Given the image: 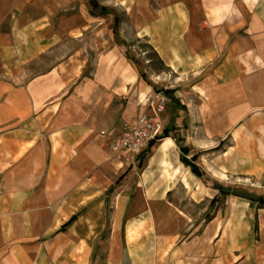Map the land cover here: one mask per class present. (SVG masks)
<instances>
[{
  "label": "crops",
  "instance_id": "crops-1",
  "mask_svg": "<svg viewBox=\"0 0 264 264\" xmlns=\"http://www.w3.org/2000/svg\"><path fill=\"white\" fill-rule=\"evenodd\" d=\"M77 1L0 0V264H264L257 251L240 255L236 243L226 251L219 240L200 248L195 261L162 258L159 244L145 243L146 233L161 236V213L146 206L129 210L125 240H114L123 227L122 213H114L106 227L104 205L109 190L125 177H118L119 170L130 165L113 161L111 138L125 122L151 112L162 91L150 95L152 86L146 89L128 63L116 76L83 81L75 74L71 81L65 78L70 60L42 69L54 45L80 33L76 14L58 18L70 27L49 26L56 12ZM131 1L121 5L135 15L137 35L150 41L175 77L168 88L174 89L168 95L173 106L161 113L163 130L171 134L153 147L136 187L143 193L144 184L164 176L162 198L183 172L190 171V184L197 182L181 161L177 139L183 137L174 135L181 126L177 99L191 121L193 115L204 118L215 104L228 129L242 110L264 108V0ZM186 85L188 92L181 91ZM167 140L171 144L162 149ZM73 215L77 219L61 230ZM106 230L111 239L103 241ZM211 254L215 257L208 260Z\"/></svg>",
  "mask_w": 264,
  "mask_h": 264
},
{
  "label": "rangeland",
  "instance_id": "rangeland-1",
  "mask_svg": "<svg viewBox=\"0 0 264 264\" xmlns=\"http://www.w3.org/2000/svg\"><path fill=\"white\" fill-rule=\"evenodd\" d=\"M97 1L101 6L110 4L111 7H107L110 13L100 14L99 10L92 11L87 7L89 5L85 0H78L74 7L55 13L52 23L49 24L53 31L58 30V26L67 28L72 24H58L60 16L69 18L76 14L80 33L75 38L70 37L63 41L61 48L54 45L50 53L43 57L42 69L52 68L62 59L70 60V69L64 73L65 78L71 81L75 74L77 80L83 81L88 78L103 79L104 75L107 78L116 76L121 64L128 63L146 89L152 86L153 92L150 95L171 87V82L174 83L175 80L174 74L168 69L160 71L156 50L148 39L137 35L138 25L131 22V18H135L136 8L133 11L134 16H130L121 5V1L126 0ZM132 1L133 5H136L135 0ZM94 15L97 17L91 18ZM116 16L120 18V22L117 32H114ZM79 29L76 31L79 32ZM73 52L78 54L73 56ZM31 68L34 72H40V67L35 64ZM142 72L144 78L141 77ZM189 86H183L181 91L188 92ZM158 93L166 98L164 110L170 109L173 106L171 97L165 91ZM137 97L135 95V98ZM193 100L196 102V99L192 98ZM241 100V108L244 109L248 105L244 98ZM197 106H200L199 102L196 103ZM175 108L178 110L177 117H181V126L174 135L184 138L182 145H188L191 154H198L196 162L205 172V176L200 178L193 173V179L197 182L190 184L186 179V174H191L190 171L183 172L181 179L174 185L171 184V190L161 198L167 189V186L165 188L162 184L164 176L161 181L155 180L151 185L144 184L143 193L136 190L144 169L138 166L141 156L132 165L121 168L118 177L122 174L125 177L116 187L119 194L114 191L107 197V207L106 202L104 205L109 211L107 226L110 222L112 224L114 213H122L120 219L123 221V227L114 240H125L124 228L129 210L132 207L146 206L161 213V236L146 233L145 243H150V248L159 244L157 255L162 258L169 256L176 259L177 256H187L195 261L201 256L198 255L200 248L204 245L211 246L219 240L226 251L236 243L239 245L240 255L257 251V259L264 260V208L247 198L235 195L224 198L216 188V185L220 184L226 188H237L264 196V108H257L250 113L248 109L242 110L240 119L236 120L230 129L221 126L215 104L209 106L208 114H205L204 118L196 120L193 115L192 121L189 111H184L181 106ZM169 144L171 140H167L162 149L166 150ZM149 155L143 158L144 166ZM166 165L168 164L165 163ZM166 172L168 173L167 167ZM167 173L166 179H171ZM143 195L148 199H144L145 204L141 200ZM149 195L158 198H150ZM108 239H111V233L106 230L102 234V240ZM103 249L101 248V252L105 256ZM214 257L215 254H211L207 259Z\"/></svg>",
  "mask_w": 264,
  "mask_h": 264
},
{
  "label": "built area",
  "instance_id": "built-area-1",
  "mask_svg": "<svg viewBox=\"0 0 264 264\" xmlns=\"http://www.w3.org/2000/svg\"><path fill=\"white\" fill-rule=\"evenodd\" d=\"M158 102L151 112H141L134 121L125 122L119 135L113 136L110 149L113 161L132 165L148 147L151 140L156 139L163 130L161 113L166 105V98L159 93ZM102 136L107 133L102 131Z\"/></svg>",
  "mask_w": 264,
  "mask_h": 264
},
{
  "label": "trees",
  "instance_id": "trees-1",
  "mask_svg": "<svg viewBox=\"0 0 264 264\" xmlns=\"http://www.w3.org/2000/svg\"><path fill=\"white\" fill-rule=\"evenodd\" d=\"M91 6H92V10H99L100 14H108L110 13V9H108L105 6H101L97 0H90ZM120 22V18L118 16H116L115 19V26L116 28H114V32H117V26L119 25ZM155 55L158 56V62L160 64V71H164L165 69H168L167 66L165 65L164 61L161 59V57L159 56V54L155 51ZM141 76L144 78V73H141ZM162 91H165L167 95H171L174 92V89H164ZM172 99L175 101V98L172 97ZM177 104L179 106H181L182 108H185L184 105H182L180 103V101L177 99L176 100ZM171 134V129L165 128L164 130L161 131L160 135L156 138L151 140V142L149 143L148 147L141 153V158L139 161L138 166L139 167H144L143 164V158L146 157L147 154H152L153 151V147L162 139L169 137ZM184 140V138H178L177 142L178 144H180V150H181V161L187 166L190 167L192 173H194L196 176L203 178L205 176V172L201 169V167L199 166V164L196 162L197 158H198V154H191V148L186 146V145H182L181 142ZM139 156V157H140ZM123 177V176H122ZM122 177H120V179H118L116 181V185H114V187H112L109 190V194H111L114 189L116 188V186L119 184L120 180L122 179ZM216 188L219 190L220 195L223 196L224 198L230 196V195H235V196H239V197H243V198H247L253 202H256L257 205L260 208H264V196L263 195H254L252 193H249L247 191H242L240 189L237 188H226L220 184L216 185ZM217 197H215L214 200H216ZM108 205V202L106 200V207ZM105 225L107 227V223H108V217H109V211L107 208H105ZM77 219V215H73L61 228V230H66L67 227L69 225H71L75 220Z\"/></svg>",
  "mask_w": 264,
  "mask_h": 264
}]
</instances>
